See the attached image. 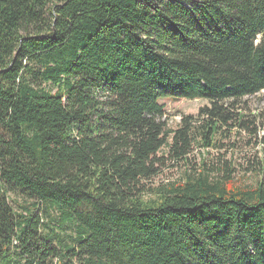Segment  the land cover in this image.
I'll list each match as a JSON object with an SVG mask.
<instances>
[{
	"label": "trees",
	"instance_id": "16d2710c",
	"mask_svg": "<svg viewBox=\"0 0 264 264\" xmlns=\"http://www.w3.org/2000/svg\"><path fill=\"white\" fill-rule=\"evenodd\" d=\"M263 91L264 0H0V264H264V158L149 185Z\"/></svg>",
	"mask_w": 264,
	"mask_h": 264
},
{
	"label": "rangeland",
	"instance_id": "374dc122",
	"mask_svg": "<svg viewBox=\"0 0 264 264\" xmlns=\"http://www.w3.org/2000/svg\"><path fill=\"white\" fill-rule=\"evenodd\" d=\"M159 103L166 111L161 122L165 123L166 132L170 134L169 145L172 143L173 133L181 127L183 118L197 117L200 108L209 105L202 99L163 98ZM244 111L248 115L245 127L228 128L226 137H220L214 148H204L203 143L196 139L187 162L175 163L166 160V165L160 166L158 176L150 181L149 185L158 187L162 184L185 180L194 175L203 164L211 170L210 173L214 177L219 174L218 169L221 168L224 171L230 168L235 179L243 177L248 184H256L259 179L254 169L258 161L264 158V91L250 97ZM168 151V147H164L160 155H167ZM9 197L15 208L17 203H22L19 196L9 194ZM45 221L47 223V220ZM71 236L73 231L69 229L61 233V237L68 241Z\"/></svg>",
	"mask_w": 264,
	"mask_h": 264
}]
</instances>
